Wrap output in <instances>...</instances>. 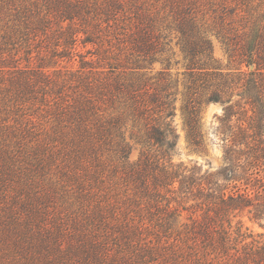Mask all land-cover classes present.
Listing matches in <instances>:
<instances>
[{"label":"trees","instance_id":"obj_1","mask_svg":"<svg viewBox=\"0 0 264 264\" xmlns=\"http://www.w3.org/2000/svg\"><path fill=\"white\" fill-rule=\"evenodd\" d=\"M263 173L264 0H0V264H264Z\"/></svg>","mask_w":264,"mask_h":264},{"label":"rangeland","instance_id":"obj_2","mask_svg":"<svg viewBox=\"0 0 264 264\" xmlns=\"http://www.w3.org/2000/svg\"><path fill=\"white\" fill-rule=\"evenodd\" d=\"M214 55L217 59L221 61L222 64H225L223 53L218 44H215L214 46ZM178 81L179 84L177 89L181 93L183 91V79L181 75L178 76ZM181 102L182 99H180V95H178L176 101V112L174 117V125L178 134V156L175 160H181L185 162L189 160H196L204 166V169H209L211 171L216 170L222 165V148L218 137L216 136V129L219 126L217 117L221 116L222 114V106L218 103H215L204 105L202 107L199 116V126L200 131L203 135V141L206 146V151L204 152V154H194L190 152L189 148L187 147L185 130L186 128L181 111ZM136 157L137 151L132 153V158ZM242 221L244 225L254 233L264 232L263 229L260 228L256 223L249 221L246 216L243 217Z\"/></svg>","mask_w":264,"mask_h":264},{"label":"water","instance_id":"obj_3","mask_svg":"<svg viewBox=\"0 0 264 264\" xmlns=\"http://www.w3.org/2000/svg\"><path fill=\"white\" fill-rule=\"evenodd\" d=\"M250 69L252 70V69H253V67H252V66H250Z\"/></svg>","mask_w":264,"mask_h":264}]
</instances>
